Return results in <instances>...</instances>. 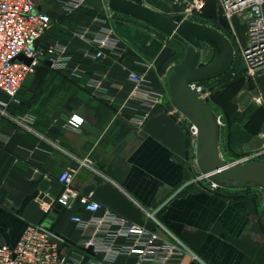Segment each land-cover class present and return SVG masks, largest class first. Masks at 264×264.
<instances>
[{
    "label": "crops",
    "instance_id": "0c3cea01",
    "mask_svg": "<svg viewBox=\"0 0 264 264\" xmlns=\"http://www.w3.org/2000/svg\"><path fill=\"white\" fill-rule=\"evenodd\" d=\"M70 1L35 0V5L51 19L43 42L65 47L72 55L70 66L81 77L40 68L23 81L19 104L9 106L7 115L0 114V246H14L28 224L43 223L54 240L62 241V255L79 256L82 264L101 260V253L82 256L79 247L85 235L70 219L95 220L109 210L162 238L170 239L157 223L177 237L190 251L172 264H264V217L256 198L215 194L193 178L196 138L189 133L188 120L170 103L168 78L174 65L163 67L161 52L152 61L138 54L125 32L127 27L115 20L119 15L135 24L139 21L111 11L107 0H85L67 14ZM136 2L147 7L142 0ZM150 9L168 16L158 4ZM176 17L172 20L185 21ZM199 18L209 27L227 25L236 37L234 23L237 18L245 22L242 16L227 20L218 0H208L201 14L187 20L198 23ZM81 27L96 32L109 28L119 41L117 53L83 60L84 45L74 38V31ZM131 72L161 92L162 99L136 111L123 109L132 89ZM89 83L98 86L92 88ZM249 94L246 98L253 91ZM23 105L27 110L21 114ZM74 115L83 119L78 129L68 125ZM251 139L248 147L255 142L264 147L262 135ZM63 171L73 174L74 189L103 209L88 212L76 203L68 208L59 205L58 177ZM44 181L49 201L32 200L22 207L25 197ZM136 262L134 256H121L111 264Z\"/></svg>",
    "mask_w": 264,
    "mask_h": 264
},
{
    "label": "built area",
    "instance_id": "2783aa9c",
    "mask_svg": "<svg viewBox=\"0 0 264 264\" xmlns=\"http://www.w3.org/2000/svg\"><path fill=\"white\" fill-rule=\"evenodd\" d=\"M85 0H71L67 3L66 12L71 14L81 7ZM158 4L168 13L180 19H191L205 9L208 0H148ZM220 10L227 20L242 16L246 24V44L241 46V60L246 73L254 77L264 70V0H218ZM177 22V21H175ZM181 22V21H180ZM178 22V23H180ZM49 15L36 9L35 0H0V114L7 115L9 106L19 104L18 94L22 83L29 75L36 72L41 61L50 68L65 71L76 79L81 73L71 67L72 55L65 47L56 43H44L43 38L50 30ZM74 38L82 43L81 57L83 60L96 61L106 54L117 53L118 39L112 31L105 27L100 31H92L81 27L74 31ZM22 58V59H20ZM128 79L132 89L123 104V109L136 111L138 106H154L162 99V93L154 90L140 75L131 72ZM92 88L98 84L89 83ZM195 95L201 91L198 82L188 85ZM100 92V91H99ZM261 95L254 99L257 105L262 104ZM76 115L72 116L68 125L78 129ZM189 133L196 137L197 130L190 124ZM252 156L245 157L233 165L250 163ZM73 174L63 171L58 182L62 189L57 203L70 207L76 203L84 211L98 212L102 206L74 189L71 185ZM211 184L210 189H216ZM147 218L154 219L153 214L146 213ZM71 222L76 224L85 235L79 247L80 253L87 254L91 248L93 254L101 253V260H89L85 264H111L118 257L134 256L136 264H172V261L190 250L177 237L157 223L165 235L162 238L156 231L147 230L129 220L104 210L101 218L84 221L80 216H72ZM62 241L54 240L52 232L43 223L28 224L14 246H0V264H82L79 256L66 257L60 252ZM92 254V255H93Z\"/></svg>",
    "mask_w": 264,
    "mask_h": 264
},
{
    "label": "rangeland",
    "instance_id": "374dc122",
    "mask_svg": "<svg viewBox=\"0 0 264 264\" xmlns=\"http://www.w3.org/2000/svg\"><path fill=\"white\" fill-rule=\"evenodd\" d=\"M142 2H145L147 7L151 8L148 0H142ZM116 18H118L114 19L116 22L127 27V31L125 32H127L130 40H132L134 49L146 60H155L161 52L160 62L163 58L162 65L165 68L167 66L171 67V65L175 66L182 61L187 49L184 43L174 41L172 36L164 35L143 22L139 21L137 22L138 24H135L129 18L119 15ZM127 20L131 21V23H127ZM177 22H180V20ZM214 26L222 34H225V37L230 42L234 52L233 62L229 70L222 75L223 77L220 76L219 80L212 81V79L200 81L202 83L198 82L201 86V91L196 96L207 105L215 119L218 131V151L224 161L227 164L233 165L245 157L252 156L250 163L264 164L263 143L258 144V142H255V146H247L252 140L248 137L251 134L256 139H259L262 135V140L264 139V70L258 72L252 80V76L246 73L240 56L242 43L246 42L247 36L245 22L237 18L236 24L234 23L237 37L236 34L233 35V32L229 30L230 28L227 25L222 27L214 24ZM197 51L200 53L198 66H205L213 61L215 47L212 44L199 42ZM169 71H171V68ZM252 91V96L246 98ZM20 95H18V99L19 97L21 99L22 94ZM258 95H261L263 99L261 105H257L254 102V99ZM26 110L23 105L19 108V113L23 114ZM228 133L230 134L228 135ZM191 164L193 178L197 180L198 184L203 186L209 185L210 187L212 183L219 184L221 182L220 180L219 183L217 182L218 180L213 182L211 178L202 177L193 159ZM223 185L221 187H228L231 191L238 190L253 195L258 201L257 204L261 207L262 216L264 217V191L258 184L252 181H226Z\"/></svg>",
    "mask_w": 264,
    "mask_h": 264
},
{
    "label": "water",
    "instance_id": "95a60500",
    "mask_svg": "<svg viewBox=\"0 0 264 264\" xmlns=\"http://www.w3.org/2000/svg\"><path fill=\"white\" fill-rule=\"evenodd\" d=\"M108 8L115 12L141 21L164 35L172 36L187 46L182 61L172 68L168 78L170 103L195 126L196 163L205 178H211L220 186L228 182L252 181L264 191V164L247 163L244 165L227 164L218 151V131L215 119L207 105L193 94L188 85L193 82L212 80L224 75L232 65L234 52L228 39L216 29L188 20L180 23L143 6L136 0H107ZM199 42L210 43L215 47L213 61L198 66ZM22 59V58H20ZM222 184V185H221ZM47 182H42L32 194L25 197L22 207L30 201L47 202L44 191ZM86 253L93 254L92 249Z\"/></svg>",
    "mask_w": 264,
    "mask_h": 264
},
{
    "label": "trees",
    "instance_id": "16d2710c",
    "mask_svg": "<svg viewBox=\"0 0 264 264\" xmlns=\"http://www.w3.org/2000/svg\"><path fill=\"white\" fill-rule=\"evenodd\" d=\"M168 18H170L169 16H167ZM170 19H174V18H170ZM198 23H201V24H204L203 22H204V20H202V19H197L196 20ZM212 27L213 28H215L216 30H218V28L216 27V26H214V25H212ZM224 36H225V34H223ZM174 41H176V40H174ZM176 42H178V41H176ZM180 43V42H179ZM49 66L46 64V62L45 61H41V63L37 66V68H36V71L38 70V68L40 69H45V68H48ZM223 77V76H222ZM64 78V77H63ZM221 77H218V78H216V79H213L212 81H217V80H219ZM69 80H72V79H69ZM200 83H202V82H200ZM69 84V83H68ZM73 84H75V83H73ZM70 86V85H69ZM190 125V124H189ZM189 125H188V129H189ZM230 133H228V135H229ZM249 137V139H251L252 137H253V134H251V136H248ZM248 139V140H249ZM229 140H230V138H229ZM201 186H203V185H201ZM203 187H205L207 190H209V191H211V192H213V193H215V194H219V195H223V196H226V197H242V196H250V197H253V195H251V194H248V193H243L242 191H236V190H233V191H231L228 187H221V186H217L216 187V189H213V190H211L210 189V187H209V185H205V186H203Z\"/></svg>",
    "mask_w": 264,
    "mask_h": 264
},
{
    "label": "clouds",
    "instance_id": "9594fccd",
    "mask_svg": "<svg viewBox=\"0 0 264 264\" xmlns=\"http://www.w3.org/2000/svg\"><path fill=\"white\" fill-rule=\"evenodd\" d=\"M78 123H83V119L82 118H76Z\"/></svg>",
    "mask_w": 264,
    "mask_h": 264
}]
</instances>
